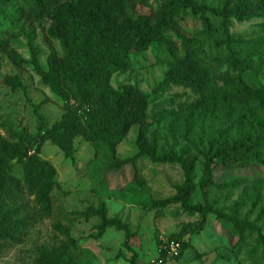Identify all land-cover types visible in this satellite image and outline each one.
<instances>
[{
  "label": "trees",
  "instance_id": "trees-1",
  "mask_svg": "<svg viewBox=\"0 0 264 264\" xmlns=\"http://www.w3.org/2000/svg\"><path fill=\"white\" fill-rule=\"evenodd\" d=\"M16 2V0H13ZM24 4L21 19L31 24L46 25L44 40L49 48L46 67L40 61V49L29 41L31 59H24L13 47V38L5 36L0 41V57H7L19 69L32 67L49 88L62 101L63 115L59 122L48 127L39 116L37 133L23 130L14 135V143L3 141L0 146V241H16L17 222L13 209L6 208L5 199L10 193L24 188L35 195L46 215L52 213L51 195L58 183V171L41 158L46 142L56 146L68 160L75 161L76 140L84 139L95 149L88 164L92 192L116 194L111 191L107 174L134 169L125 193L138 196L146 185L140 175L138 162L147 160L155 165L180 166L184 181L175 186V194L165 199H152L146 205L149 212L164 211L180 206L190 217L198 216L193 224L168 237L181 243L184 256L192 244L189 235H199L207 226L209 216L226 224L242 240L246 234H256L264 248V232L256 222L240 216L238 203L229 209H220L211 202V189L217 186L219 167L229 171L247 169L253 165L264 168V85L258 88L246 82L252 70L248 62L249 49L234 38V22L253 19L264 20V0H220L212 6L198 0H165L150 14L139 9L149 5L148 0H20ZM190 12L199 18L202 30L198 37H190L181 25L182 15ZM5 19L9 16L0 10ZM209 15L218 18L217 26ZM60 46V51L56 48ZM154 47L164 49L170 65L163 81L155 92L171 86L189 90L197 100L181 103L178 115L193 127L206 129L201 145L189 138L180 153L159 154V135L150 132L149 115L151 97L136 84H126L116 89L112 80L115 74L131 68V57L144 54ZM259 44L257 49H262ZM208 51L216 52L228 70L214 74L204 64ZM214 58V59H215ZM4 83L13 91L23 87L18 76L5 78ZM138 127L136 154L122 159L118 149L133 127ZM187 133H190L188 131ZM203 159L202 178L196 183L195 171ZM17 162L23 171L21 181L14 175ZM199 192L202 202L193 204ZM260 190H256L255 209L260 203ZM123 194V193H122ZM124 195H120V197ZM86 221L98 219L90 237L96 241L104 238L109 229L124 233V250L132 254L129 264H140L132 248L136 236L129 223L120 217H109L105 200L99 206L89 207L80 213ZM260 216H264V206ZM72 244L78 248L75 238ZM158 244L159 257L167 264L166 253ZM119 257L123 256L120 251ZM37 264H73L65 249L54 254L43 253Z\"/></svg>",
  "mask_w": 264,
  "mask_h": 264
},
{
  "label": "rangeland",
  "instance_id": "rangeland-1",
  "mask_svg": "<svg viewBox=\"0 0 264 264\" xmlns=\"http://www.w3.org/2000/svg\"><path fill=\"white\" fill-rule=\"evenodd\" d=\"M212 6H218L220 0H198ZM165 0H148L147 7L139 10L150 14L157 10ZM24 4L20 0H0V10L6 12L8 19L0 13V41L5 36L13 38L12 47L26 60L31 59L29 41L32 40L40 49V61L46 67L49 48L44 40L43 28L46 25L31 24L21 19ZM211 22L217 26L219 20L209 15ZM181 25L192 38L198 37L202 30L199 18L190 12L182 15ZM232 33L236 40L249 49L247 60L252 70L246 74V82L258 88L264 85V20L253 19L234 22ZM262 44V49H257ZM60 51V46L56 44ZM204 64L214 74L228 70L226 64L219 61L216 52L208 51ZM215 58V59H214ZM170 65L164 49L154 47L147 53L134 54L131 68L114 75L112 84L116 89L126 84H136L151 97L149 115L152 122L150 132L159 135V154L180 153L187 144L186 134L201 145L206 129L202 125L191 126L185 118L178 115L181 103L197 100L189 90L171 86L166 90L155 92L163 81ZM18 76L23 87L13 91L4 81L7 77ZM63 115L62 101L49 88L44 86L41 78L32 67L19 69L7 57H0V146L3 141L14 143V135L23 130L37 133L42 116L48 127L60 121ZM138 127H133L127 139L118 149L122 159L136 154V137ZM190 131V133H187ZM75 161L65 155L50 142L42 149L41 158L48 161L58 171L59 186L51 195L52 213L46 215L35 195L22 189L19 193H10L5 199L6 208L13 209L17 228L16 241H0V264H37L43 253L54 254L65 249L73 264H129L132 254L124 250V233L109 229L103 239L96 241L90 236L95 233L93 227L98 219L86 221L80 213L89 207L97 208L105 200L109 208V217H120L129 223L136 236L132 248L138 254L140 264H152L158 260L159 246L163 239L181 231L186 224H193L199 218L185 214L181 207L171 206L164 211L149 212L146 205L152 199H165L175 194V186L182 184L184 174L177 165H155L147 160L138 162L140 175L146 185L139 195L125 193L131 182L134 169L128 166L122 171L107 174L111 191L116 194L101 195L92 192L88 164L93 160L95 149L82 138L76 140ZM203 159L197 164L196 183L202 178ZM14 175L23 180L21 166L14 162ZM217 186L211 189V202L220 209H229L238 203L240 216L256 222L264 232V216H260L264 206V168L253 165L247 169L229 171L219 167L216 173ZM259 189L260 203L253 209L256 190ZM123 193V194H122ZM124 195V197H120ZM202 202L200 193L193 196L192 203ZM79 244L76 248L71 238ZM191 248L179 259H172L167 264H264V248L256 234H246L240 240L231 229L218 221L215 216L208 218L207 226L199 235H189ZM123 256L119 257V252Z\"/></svg>",
  "mask_w": 264,
  "mask_h": 264
},
{
  "label": "built area",
  "instance_id": "built-area-1",
  "mask_svg": "<svg viewBox=\"0 0 264 264\" xmlns=\"http://www.w3.org/2000/svg\"><path fill=\"white\" fill-rule=\"evenodd\" d=\"M161 249L165 251L168 262L180 255L181 243L175 240L163 239ZM152 264H163V261H156Z\"/></svg>",
  "mask_w": 264,
  "mask_h": 264
}]
</instances>
